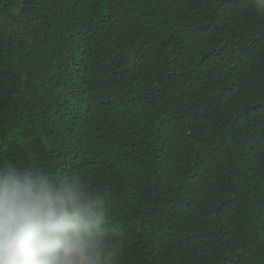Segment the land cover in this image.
I'll list each match as a JSON object with an SVG mask.
<instances>
[{"label":"trees","instance_id":"trees-1","mask_svg":"<svg viewBox=\"0 0 264 264\" xmlns=\"http://www.w3.org/2000/svg\"><path fill=\"white\" fill-rule=\"evenodd\" d=\"M82 177L113 264H264V0H0V162Z\"/></svg>","mask_w":264,"mask_h":264},{"label":"clouds","instance_id":"clouds-1","mask_svg":"<svg viewBox=\"0 0 264 264\" xmlns=\"http://www.w3.org/2000/svg\"><path fill=\"white\" fill-rule=\"evenodd\" d=\"M116 235L79 175L0 162V264H113Z\"/></svg>","mask_w":264,"mask_h":264}]
</instances>
